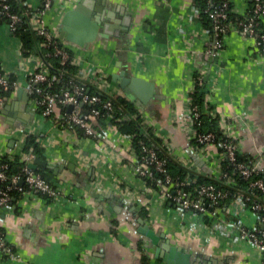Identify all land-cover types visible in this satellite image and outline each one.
Wrapping results in <instances>:
<instances>
[{
    "label": "crops",
    "instance_id": "obj_1",
    "mask_svg": "<svg viewBox=\"0 0 264 264\" xmlns=\"http://www.w3.org/2000/svg\"><path fill=\"white\" fill-rule=\"evenodd\" d=\"M15 1L32 9L41 3ZM192 4L53 0L43 19L81 67L102 74L98 88L131 100L160 145L183 165L216 177L222 160L216 144L205 152L189 144V94L198 83L238 152L264 173V55L250 37L231 31L222 52L206 58L203 23L189 18ZM246 7L247 0H232L236 13ZM69 10L74 13L65 23ZM34 64L35 57L23 55L19 38L0 21V66L16 69L17 81L0 103V154L23 155L27 136H34L42 147L35 161L45 165L46 177L62 190L61 196L48 198L24 189L0 206V228L18 253L10 258L0 250V264H169L158 245L165 240L187 253L181 264H264V252L239 238L235 225L237 217L245 226L261 225L256 212L232 214L228 202L202 214L165 202L133 170L130 137L116 125L95 119V134L85 135L59 126V109L42 116L25 87ZM121 70L142 84L143 101L112 77ZM216 220L227 230L209 227ZM141 221L153 230L155 241L139 230Z\"/></svg>",
    "mask_w": 264,
    "mask_h": 264
},
{
    "label": "built area",
    "instance_id": "obj_2",
    "mask_svg": "<svg viewBox=\"0 0 264 264\" xmlns=\"http://www.w3.org/2000/svg\"><path fill=\"white\" fill-rule=\"evenodd\" d=\"M71 1V0H60ZM53 0H41V3L35 9H30L23 16L10 7L7 0H0V19L5 18L10 31L26 21L30 27L39 34L42 39L38 42V47L46 49L50 45L52 51H48L47 55L56 56L60 64L69 62L76 67V80L68 78L66 86L57 87L54 85L59 78L55 72H51L44 58L38 53H30L35 57V64L32 71L26 79V90L33 96L42 116H50L56 109H59V116L56 122L59 126L77 125L85 135H94L95 130L92 122L99 117L102 111L106 114V118L111 117V101L102 99L98 94L89 93V84L98 88L101 87L102 74L97 76L91 74L88 70L81 67L79 60L74 56L70 49L60 43L59 39L49 30L43 19L46 9L52 5ZM230 12L232 9V0H206V6L192 4L189 18L197 17L201 20L205 15L209 20V26L203 25V31L206 34L204 45V56L206 58L216 57L222 52L224 44V36L234 31L241 36L250 37L258 51L264 55V27L262 19L264 18V0H247L246 11L235 13L232 17ZM27 56V55H25ZM16 69L4 71L0 66V103L4 97L3 92L16 86L15 78ZM99 89V88H98ZM193 91V90H192ZM191 91V92H192ZM190 92V94H191ZM189 94V116L188 120L192 124L193 136L202 144L194 148L200 152H205L206 147L212 144L213 133L211 131L201 132L193 126L194 118L198 115L196 105H191V97ZM87 104L85 110L81 109V105ZM70 105V107H69ZM66 107V110H61ZM211 112H215L211 108ZM130 138L131 135L127 134ZM228 135V134H227ZM224 152L231 166L236 169L242 176L248 178L253 174L262 172L257 163L250 159L241 160L238 158V148L234 139L221 142ZM141 159L133 164V170L139 174L143 180L145 177L154 178V171L162 173V179H156L157 189L164 199H170L174 203L180 205L185 210L194 213H208V208L215 204L219 199H227L232 214L239 215L244 209L252 212H261L258 215L261 225L245 226L241 223L239 217L235 219V225L238 227V237L250 240L259 250L264 252V205L261 201H252L246 203V198L242 193L232 194L230 190L217 187L213 182L200 183L196 189V196L190 197L188 191L183 187L190 183V178L177 179L171 181V175L167 173L165 167V158L157 154V152L145 144H142ZM134 152V150H133ZM135 154V153H134ZM222 157L223 154L221 153ZM136 157V154H135ZM35 158L33 152L26 155V161L23 163L20 171L11 175L6 174L5 162L0 163V206L8 205L15 197V193L22 192L24 189L34 190L48 198H55L62 195V190L53 185L40 172L35 171L31 165ZM263 173V172H262ZM228 184L232 178L226 171L219 170L217 176ZM216 176V177H217ZM21 180V182H19ZM249 186L256 190L259 194L264 195V177L257 176L249 180ZM209 227L215 229L227 230L221 221H214ZM0 250L5 257L16 258L18 253L14 251L12 245L6 241L4 232L0 228Z\"/></svg>",
    "mask_w": 264,
    "mask_h": 264
},
{
    "label": "trees",
    "instance_id": "obj_3",
    "mask_svg": "<svg viewBox=\"0 0 264 264\" xmlns=\"http://www.w3.org/2000/svg\"><path fill=\"white\" fill-rule=\"evenodd\" d=\"M10 4V7L13 11L21 14L25 19L26 13L30 11V7L20 5V3L15 0H7ZM193 3L199 4L201 6H206V0H193ZM232 17L240 16L236 15L233 12H230ZM6 21L5 18H1L0 21ZM201 21L204 26H209V20L205 15H202ZM13 34L16 35L21 41V51L23 55H29L30 53H38L41 55L46 61L51 72H55L59 78V81H55L54 85L57 87L66 86L67 83L65 81L68 78L77 79L76 78V67L66 62L64 64H60L58 58L53 55H47L48 51H52V46L50 45L46 49H42L38 47V42L42 39V37L37 34L26 21H22L16 29L13 31ZM61 43V42H60ZM89 93L90 94H98L102 99H109L111 101V113L110 118H106V114L102 111L99 115L98 122L102 124H114L116 127L123 133L131 135L130 144L136 154V161L141 159L142 156V144H145L149 147H152L157 154L163 156L165 158V167L167 173L171 175V181L174 182L177 179H185L190 178V183L185 184L183 187L186 191H188L190 197H195L196 189L200 183L203 182H213L219 188H225L230 190L232 194L242 193L246 198V203H250L254 201H261L264 205V195L259 194L256 190L249 186V180L251 178H255L257 176H263L264 173L258 172L257 174H253L252 176L245 178L242 176L236 169H234L229 160L225 155L224 147L221 142L225 140L233 139L228 133L225 132L221 126L219 125V118L217 114L211 112V105L208 100L205 98V94L200 90V84L196 83L193 91L190 94L191 97V105H196L198 110V115L194 118L193 126L196 130L201 132L211 131L213 133L212 144H216L219 151L223 154L222 160L220 162V170L226 171L232 178V180L226 184L221 176L214 177L212 175H203L197 173L191 168L186 167L180 161L175 159L173 156L169 155L165 149L160 145L158 138L155 136L153 129L150 125H145L139 114V111L135 104L127 99L123 95H110L103 90H100L93 85L89 84ZM11 89L3 92V95H7ZM87 104L81 105V109L85 110ZM61 110L65 111L66 107H63ZM79 133H83L82 129L77 125H72ZM189 144L193 148L199 147L202 143L196 139L194 136L190 139ZM24 151L22 154H17L13 157H10L8 154H0V163L5 162L7 167L5 168V172L8 175L18 173L26 161V155L33 152L35 154L34 161L37 157L42 156V147L35 140L34 136L28 135L25 141V144L22 148ZM238 158L241 160H247L245 156L238 153ZM36 165L34 167L35 171L40 172L46 179L45 173V165L40 162L35 161ZM154 178H144V182L149 184L155 188L157 185L155 184L156 179H162V173L154 171ZM49 180V179H48ZM16 194V193H15ZM170 201V199H165V202ZM174 203L173 201H170ZM227 205V199H219L215 204H212L208 210L213 211L214 207L220 205ZM182 208V207H181ZM257 216L261 214V212H256Z\"/></svg>",
    "mask_w": 264,
    "mask_h": 264
},
{
    "label": "water",
    "instance_id": "obj_4",
    "mask_svg": "<svg viewBox=\"0 0 264 264\" xmlns=\"http://www.w3.org/2000/svg\"><path fill=\"white\" fill-rule=\"evenodd\" d=\"M82 4H78L76 6L77 9H81ZM76 9V10H77ZM74 13L73 10H69L65 13L63 22H67L68 18ZM95 22L100 21V18L95 16ZM95 27V24L92 25ZM94 29V28H93ZM62 31V30H61ZM59 32V36H62V32ZM113 78L116 77V80L118 81L119 85L124 88H129L132 90L141 100L143 101L144 98L142 97V94L139 92L143 91L142 84L137 83V80L131 76L125 75L124 70H121L119 73L113 74ZM206 75L204 76V79H206ZM142 89V90H141ZM145 90V89H144ZM205 90V89H204ZM144 92V91H143ZM145 94V92H144ZM146 95V94H145ZM70 107V105H69ZM33 167H35V164H31ZM21 182V180H19ZM139 230L143 232L145 235H147L151 240L155 241V235L153 233V230L148 228L147 225L143 224L141 221ZM163 250H161V256L164 259L165 262L169 264H181V261L183 259L187 258V253L184 252L183 248L181 246L170 244L168 240H165L163 242H160L158 244ZM182 258V259H181ZM188 262V261H187Z\"/></svg>",
    "mask_w": 264,
    "mask_h": 264
},
{
    "label": "rangeland",
    "instance_id": "obj_5",
    "mask_svg": "<svg viewBox=\"0 0 264 264\" xmlns=\"http://www.w3.org/2000/svg\"><path fill=\"white\" fill-rule=\"evenodd\" d=\"M235 12V11H234ZM236 13V12H235Z\"/></svg>",
    "mask_w": 264,
    "mask_h": 264
}]
</instances>
